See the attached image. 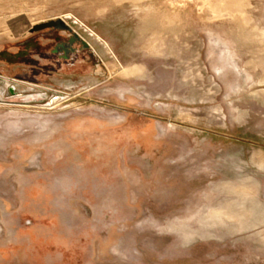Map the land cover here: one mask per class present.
<instances>
[{"label": "rangeland", "instance_id": "rangeland-1", "mask_svg": "<svg viewBox=\"0 0 264 264\" xmlns=\"http://www.w3.org/2000/svg\"><path fill=\"white\" fill-rule=\"evenodd\" d=\"M0 264H264V0H0Z\"/></svg>", "mask_w": 264, "mask_h": 264}, {"label": "water", "instance_id": "water-1", "mask_svg": "<svg viewBox=\"0 0 264 264\" xmlns=\"http://www.w3.org/2000/svg\"><path fill=\"white\" fill-rule=\"evenodd\" d=\"M47 28L60 29V28H64V25L61 22H51V23H48V24L37 26L34 29V31H42V30L47 29Z\"/></svg>", "mask_w": 264, "mask_h": 264}, {"label": "bare ground", "instance_id": "bare-ground-1", "mask_svg": "<svg viewBox=\"0 0 264 264\" xmlns=\"http://www.w3.org/2000/svg\"><path fill=\"white\" fill-rule=\"evenodd\" d=\"M93 36H94V38L97 40V42H102V43H104L105 44V46L107 45V43H105L103 40H102V38H100V36H98L97 34H95V33H93ZM104 46V47H105ZM108 46V45H107ZM106 48V47H105ZM109 48V47H108ZM111 51V50H110ZM113 53V52H112ZM116 56V55H115ZM122 73V72H121Z\"/></svg>", "mask_w": 264, "mask_h": 264}]
</instances>
